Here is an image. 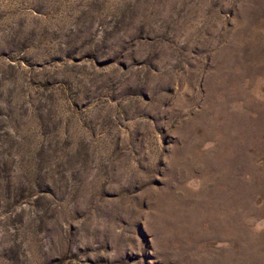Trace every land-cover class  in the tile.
Segmentation results:
<instances>
[{
	"label": "rangeland",
	"instance_id": "1",
	"mask_svg": "<svg viewBox=\"0 0 264 264\" xmlns=\"http://www.w3.org/2000/svg\"><path fill=\"white\" fill-rule=\"evenodd\" d=\"M0 264H264V0H0Z\"/></svg>",
	"mask_w": 264,
	"mask_h": 264
}]
</instances>
